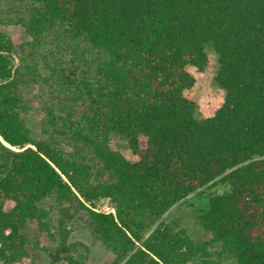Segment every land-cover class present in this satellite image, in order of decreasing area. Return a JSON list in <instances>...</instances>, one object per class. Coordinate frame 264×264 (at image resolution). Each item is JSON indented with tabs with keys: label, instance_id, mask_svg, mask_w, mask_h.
I'll use <instances>...</instances> for the list:
<instances>
[{
	"label": "trees",
	"instance_id": "trees-1",
	"mask_svg": "<svg viewBox=\"0 0 264 264\" xmlns=\"http://www.w3.org/2000/svg\"><path fill=\"white\" fill-rule=\"evenodd\" d=\"M8 25L29 39L0 30V264H85L78 220L113 264H264V0H0ZM208 46L224 101L198 118ZM217 182L196 239L172 208Z\"/></svg>",
	"mask_w": 264,
	"mask_h": 264
},
{
	"label": "rangeland",
	"instance_id": "rangeland-1",
	"mask_svg": "<svg viewBox=\"0 0 264 264\" xmlns=\"http://www.w3.org/2000/svg\"><path fill=\"white\" fill-rule=\"evenodd\" d=\"M0 30L6 32L16 43H22L29 39L24 29L19 25L0 26ZM208 63L205 68L200 71L197 68H191L190 72L195 77L196 82L191 90L187 93L188 97L198 104L196 115L198 118H205L214 114L224 101V91L218 86L215 77L219 69V61L217 53L211 46L207 47ZM41 112L39 106L29 117V125L38 135L39 121L41 120ZM111 145L115 150H119L127 157L132 158V154L126 140L117 134L111 137ZM228 187L221 183H216L209 188H202L190 195L187 200H183L172 208L171 219L174 220L179 227L186 228L189 233L196 239L202 237L203 233L198 226L197 216L208 208L209 196L213 193H222ZM13 206V202L8 201L7 207ZM98 209L104 211H113L108 199H102L98 202ZM71 230V241H81L86 248H80L78 254L86 256L85 264H113L114 254L109 251L102 242L97 239L92 232L86 227L83 220H78L68 227ZM48 246L50 243H46ZM67 256L55 264H67ZM14 264H52L50 257L42 251H34L30 248V256L22 259Z\"/></svg>",
	"mask_w": 264,
	"mask_h": 264
}]
</instances>
